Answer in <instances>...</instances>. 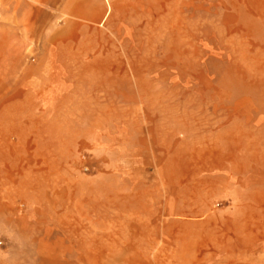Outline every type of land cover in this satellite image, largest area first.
Listing matches in <instances>:
<instances>
[{"label":"rangeland","instance_id":"1","mask_svg":"<svg viewBox=\"0 0 264 264\" xmlns=\"http://www.w3.org/2000/svg\"><path fill=\"white\" fill-rule=\"evenodd\" d=\"M36 2L0 0V67L55 55L82 81L125 64L138 83L28 84V98L49 91L14 118L0 84V264L213 253L235 231L236 191L264 194V155H245L264 152V0H139L100 24L59 8L51 22L61 0ZM49 23L69 49L40 52Z\"/></svg>","mask_w":264,"mask_h":264},{"label":"crops","instance_id":"2","mask_svg":"<svg viewBox=\"0 0 264 264\" xmlns=\"http://www.w3.org/2000/svg\"><path fill=\"white\" fill-rule=\"evenodd\" d=\"M139 0H61L60 5L55 7V2L52 3L50 14L51 22L56 21V10L59 8V14L69 22L72 21H85L94 22L96 24L103 23L107 19L114 16V5L126 4L128 2H135ZM50 2L48 0H37L36 5H47ZM79 5H84V8L79 9ZM89 5H96V9H90ZM78 7V8H77ZM117 19H124L121 14L117 13ZM49 26L44 29L42 38L40 40L42 53L55 54L63 51L66 47L69 49V43L66 44L68 31L65 29L54 28L53 23H49ZM97 33H104V30L96 29ZM107 33L108 30H106ZM108 35V34H106ZM52 64L50 67H44L39 62L37 66H29L20 71L19 66L0 67V77L5 80L0 84L9 85L8 93L5 100L11 102V108L9 110L1 111L5 113L4 116L11 118L20 116H29V101L43 100L44 97H40V94L48 93L49 88L46 90L35 89L37 95L35 97L28 98V91H26V85L35 84L36 86H55L64 84H136V67L131 66L129 69H133L131 74L127 71L125 64L115 67L102 66V72L100 74H94V76L88 77L90 80L82 81L81 78L73 76L70 72L72 69L71 64L62 63L54 55L51 57ZM73 65V64H72ZM77 68V67H76ZM75 68V69H76ZM98 69V68H95ZM112 69H117L115 72ZM38 70L39 75L30 80V74L35 73L33 71ZM87 78V77H86ZM10 79L8 82L7 80ZM79 79V80H78ZM6 81V82H5ZM41 88V87H40ZM28 94H27V93ZM24 93L26 94L24 96ZM56 96L53 99H58L59 92L54 90ZM33 95V94H32ZM42 103V101H41ZM6 122V121H5ZM92 133V132H91ZM13 143V147H15ZM9 142H3L0 140V148L12 147ZM245 155H251L256 157H263L264 152L247 153ZM237 199L234 206L232 218L234 219L235 231L233 236L228 239H220L219 242L213 245V253L205 252V249L196 254H178L180 261H190V264H264V194L258 190L253 189H239L235 194ZM243 197L244 199L240 198ZM230 217V219H232ZM244 229V230H242ZM204 246V245H203ZM187 255V257L185 256ZM184 264V263H182Z\"/></svg>","mask_w":264,"mask_h":264}]
</instances>
